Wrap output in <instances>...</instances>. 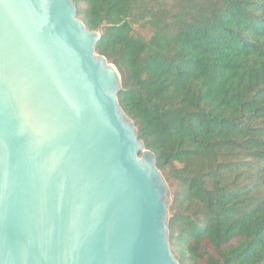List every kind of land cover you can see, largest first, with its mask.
<instances>
[{"label":"water","instance_id":"water-1","mask_svg":"<svg viewBox=\"0 0 264 264\" xmlns=\"http://www.w3.org/2000/svg\"><path fill=\"white\" fill-rule=\"evenodd\" d=\"M102 33L73 0H0V264H179Z\"/></svg>","mask_w":264,"mask_h":264},{"label":"trees","instance_id":"trees-1","mask_svg":"<svg viewBox=\"0 0 264 264\" xmlns=\"http://www.w3.org/2000/svg\"><path fill=\"white\" fill-rule=\"evenodd\" d=\"M172 193L179 264H264V0H73Z\"/></svg>","mask_w":264,"mask_h":264},{"label":"rangeland","instance_id":"rangeland-1","mask_svg":"<svg viewBox=\"0 0 264 264\" xmlns=\"http://www.w3.org/2000/svg\"><path fill=\"white\" fill-rule=\"evenodd\" d=\"M170 191H171V189H170ZM171 200H172V193H171ZM171 203H172V201H171ZM170 206H171V204H170ZM169 214H170V207H169Z\"/></svg>","mask_w":264,"mask_h":264}]
</instances>
